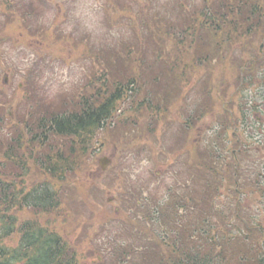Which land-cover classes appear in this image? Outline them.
I'll return each mask as SVG.
<instances>
[{"label": "rangeland", "instance_id": "374dc122", "mask_svg": "<svg viewBox=\"0 0 264 264\" xmlns=\"http://www.w3.org/2000/svg\"><path fill=\"white\" fill-rule=\"evenodd\" d=\"M240 1L100 0L102 11L93 13L100 19L88 32L74 15L86 0H0V178L18 190L48 183L61 196L52 213L19 211V225L36 221L56 231L79 264H140V254L162 251L154 250L161 239L181 238L178 222L194 220L200 166L206 180L213 160L216 190L223 187L195 218L204 226L198 232L215 240L205 251L233 264L251 237L264 242V179L248 185L264 167V6L260 19L248 13L255 0ZM217 13L224 24L203 16ZM130 79L140 93L124 97L87 154L74 155V170L52 179L37 160L71 142L54 138L43 149L30 133L42 119L78 111L83 99L100 102L97 84L109 91ZM252 107L258 111L240 118L241 108ZM252 129L259 144L247 138ZM237 137L247 142L237 145ZM103 158L111 161L106 171ZM239 160L245 173L237 178L228 165ZM18 241L14 234L7 244Z\"/></svg>", "mask_w": 264, "mask_h": 264}, {"label": "trees", "instance_id": "16d2710c", "mask_svg": "<svg viewBox=\"0 0 264 264\" xmlns=\"http://www.w3.org/2000/svg\"><path fill=\"white\" fill-rule=\"evenodd\" d=\"M261 2L262 0H256L250 4L248 13L254 17L259 16L262 19ZM246 3L240 1L242 6H245ZM235 8L237 9V6ZM242 13L243 9H240L237 15H242ZM208 17L213 22L220 19L223 24L225 23V17L221 13L209 15ZM230 18L234 22V15H231ZM232 26L235 29L237 28L236 24H232ZM105 80L103 79V82ZM97 85L100 87H98L99 90L97 91L98 98L103 95L100 102L93 104L90 100L83 99L78 111L54 114L49 116L48 119H42L38 123V131L33 135L30 133L31 140L37 141V146L43 149L49 148L50 150L49 142L52 143L54 138H62L71 142L70 147L64 152L58 150L55 157L45 156L42 157L43 160L38 159L36 162L40 168L45 170L56 181L63 180L67 173L74 170L71 162L79 150L87 154L88 146L114 118L118 104L124 97L129 94L132 96L131 98H134L140 93L136 89L137 80L135 79H130L125 83H117L109 91L105 89V83H102L101 86L100 83ZM208 94L211 95L209 92ZM144 103L147 104L149 110L152 109V106L147 101ZM252 111H258V108H241L240 114L242 117L249 118ZM258 124L260 125L259 121ZM188 128H190L189 124ZM227 133L224 136H227ZM251 134L252 131L247 132V138L251 137ZM224 140L230 143L227 138H224ZM248 147L249 144H246L247 149ZM211 153L212 151H209L206 154L211 157ZM243 163V160H239L236 164L228 165L229 171L237 178L239 172L245 173ZM214 164L215 162L212 160V164L208 168L211 172L208 176L205 175L206 180L204 171L206 172L207 169L205 170L204 167L203 171V166H200L198 180L201 182V188L196 191L197 199H194L193 205L189 208V212H191V209L196 210L192 217L194 220H181L178 222L181 224V238L167 237V239H161L160 245L156 246L154 250L159 249L162 251H151L152 254L149 256L140 254L142 256L140 264H222L220 259L212 253L213 251H205L208 245L209 249L213 245L215 246V240L210 235H205V232H202L204 226H201V223H195V218H198L199 213L206 214L211 209L205 203L206 197L209 196L210 198L211 195L217 194L222 188L220 185V188L216 190L217 184L213 174L217 169L214 167L217 166ZM249 184L250 186L258 184V176L256 179H249ZM17 188L16 183L0 178V264H79L74 253L75 250L56 231L42 226L36 221H23L20 225L18 224L16 214L19 211L32 210L41 214H49L59 208L61 196L58 195L54 187L48 183H43L28 190L25 189L26 186L20 187V190ZM218 209L220 210V206ZM218 211L216 209V216H218ZM244 227L248 232L247 227ZM199 228L202 229L200 233L198 232ZM178 230L177 224L176 233ZM14 234L19 235V241L17 246L11 247L7 242ZM255 241L258 240L254 235V237H251V243L254 247H247L246 252L240 248L238 250L239 253L237 252L238 256L235 257V259L238 257V262L233 264H247L245 262L250 259L247 254L248 251L252 254L251 258H254L248 263L264 264V242L256 245L254 244ZM205 242H207V246Z\"/></svg>", "mask_w": 264, "mask_h": 264}, {"label": "clouds", "instance_id": "9594fccd", "mask_svg": "<svg viewBox=\"0 0 264 264\" xmlns=\"http://www.w3.org/2000/svg\"><path fill=\"white\" fill-rule=\"evenodd\" d=\"M76 7V12L74 13L76 19H79L82 21L83 27L88 30V32L94 31V26L97 23V20L100 18H97L93 15L96 11H102L104 5L100 0H86L85 3L81 5L74 6ZM71 32V29H68L67 32H65V35H68ZM82 80L77 84V87L81 86ZM68 92H65L63 94H67ZM59 95V94H57ZM56 99L55 96H53L48 102H54Z\"/></svg>", "mask_w": 264, "mask_h": 264}, {"label": "water", "instance_id": "95a60500", "mask_svg": "<svg viewBox=\"0 0 264 264\" xmlns=\"http://www.w3.org/2000/svg\"><path fill=\"white\" fill-rule=\"evenodd\" d=\"M110 160L103 158L99 161V165L102 171H105L107 167L110 165Z\"/></svg>", "mask_w": 264, "mask_h": 264}]
</instances>
